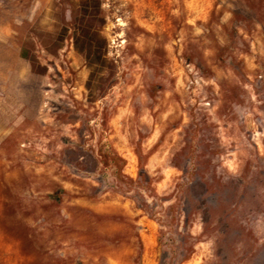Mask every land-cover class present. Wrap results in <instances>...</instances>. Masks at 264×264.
I'll return each mask as SVG.
<instances>
[{"label":"rangeland","instance_id":"obj_1","mask_svg":"<svg viewBox=\"0 0 264 264\" xmlns=\"http://www.w3.org/2000/svg\"><path fill=\"white\" fill-rule=\"evenodd\" d=\"M0 264H264V0H0Z\"/></svg>","mask_w":264,"mask_h":264}]
</instances>
